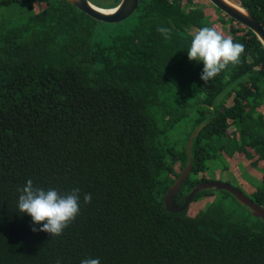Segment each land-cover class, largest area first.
Masks as SVG:
<instances>
[{"label": "trees", "instance_id": "trees-1", "mask_svg": "<svg viewBox=\"0 0 264 264\" xmlns=\"http://www.w3.org/2000/svg\"><path fill=\"white\" fill-rule=\"evenodd\" d=\"M193 3L138 0L133 21L107 22L68 0H0V264H264V220L230 192L196 212L164 208L199 126L177 204L207 179L210 160L264 163V45L216 6L212 17ZM237 3L264 26V0ZM205 26L245 46L207 83L203 61L187 56L191 29ZM29 178L79 189V215L61 235L33 232L43 222L18 211ZM248 196L264 206V173Z\"/></svg>", "mask_w": 264, "mask_h": 264}, {"label": "clouds", "instance_id": "clouds-1", "mask_svg": "<svg viewBox=\"0 0 264 264\" xmlns=\"http://www.w3.org/2000/svg\"><path fill=\"white\" fill-rule=\"evenodd\" d=\"M165 39L171 38V29L159 27L157 29ZM245 51L242 43H236L231 37H225L212 27H201L191 36V43L187 49L189 60L203 61V69L200 79L205 83L211 81L228 65H238L240 57ZM17 208L21 213H27L31 217L33 225L41 224L39 228L32 227L33 232H46L50 236H59L64 229L79 215L80 194L79 189L74 188L70 192L60 193L54 188L45 190L36 187L32 179H27L25 184L17 190ZM91 193H85V204L91 202ZM80 264H100L99 257L84 258Z\"/></svg>", "mask_w": 264, "mask_h": 264}, {"label": "water", "instance_id": "water-1", "mask_svg": "<svg viewBox=\"0 0 264 264\" xmlns=\"http://www.w3.org/2000/svg\"><path fill=\"white\" fill-rule=\"evenodd\" d=\"M68 1H70L76 8L90 15L91 17L107 22H119L124 20L136 10L138 5V0H120V2L112 8H103L93 4L90 0ZM209 1L230 17L250 28L264 45V26L246 8L237 5L231 0ZM200 128L201 126L194 130L187 141L186 149L188 153V162L181 169L176 180L168 187L167 191L165 192L163 197L164 208L170 212H181L189 205V203L193 201V198L199 191L215 188L230 192L241 204L249 207L254 216L260 217L264 220V206L255 202L236 186L224 181L208 179L203 180L192 187V189L184 197V200L181 204H177L175 202L176 193L192 170L193 158L190 154L191 144L194 135Z\"/></svg>", "mask_w": 264, "mask_h": 264}, {"label": "rangeland", "instance_id": "rangeland-1", "mask_svg": "<svg viewBox=\"0 0 264 264\" xmlns=\"http://www.w3.org/2000/svg\"><path fill=\"white\" fill-rule=\"evenodd\" d=\"M99 2V0H97ZM234 3H237V0H231ZM203 5L208 6L210 12L212 11L213 15H220V12L209 0H194V3L191 6ZM1 10V8H0ZM1 12V11H0ZM126 22L133 21L132 14L124 19ZM123 20V21H124ZM198 30L197 28H192L191 32L195 33ZM231 98H229L230 100ZM209 166L203 173L208 180H218L228 182L237 188H240L247 196L251 195L252 192L262 184L263 173H264V163L258 166H253L250 164V160L246 158H241L239 156H221L215 160L208 161ZM202 173H199L201 176ZM206 179V180H207ZM217 192H220L219 189H213V196H203L192 201L190 207L193 212H196L200 207H202L207 202L214 200L217 196ZM234 202V201H232ZM240 203V202H239ZM242 207L247 208L240 203Z\"/></svg>", "mask_w": 264, "mask_h": 264}, {"label": "bare ground", "instance_id": "bare-ground-1", "mask_svg": "<svg viewBox=\"0 0 264 264\" xmlns=\"http://www.w3.org/2000/svg\"><path fill=\"white\" fill-rule=\"evenodd\" d=\"M212 189V188H211ZM205 190V189H204Z\"/></svg>", "mask_w": 264, "mask_h": 264}]
</instances>
